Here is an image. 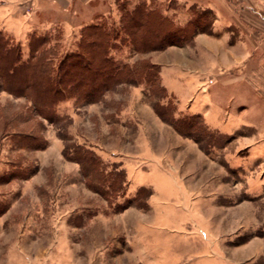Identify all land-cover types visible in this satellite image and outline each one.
I'll use <instances>...</instances> for the list:
<instances>
[{"label": "rangeland", "instance_id": "374dc122", "mask_svg": "<svg viewBox=\"0 0 264 264\" xmlns=\"http://www.w3.org/2000/svg\"><path fill=\"white\" fill-rule=\"evenodd\" d=\"M139 4L175 26L198 19V30L181 45L137 53L120 20ZM94 24L108 32L112 66L127 69L97 78L86 98L80 89L65 93L45 119L0 78V264H264V245L251 240L264 242V204L255 214L245 191L246 179L263 169L264 157L256 160L245 147L257 136L211 129L164 86L160 64L180 61L204 35L210 46L237 47L238 56L219 64L258 46L246 56L245 74L259 65L260 79L219 86L215 105L204 110L264 130V0H0V37L20 48L23 61L30 39H43L54 72L65 55L84 52L85 28ZM149 64L164 92L126 74ZM206 85L195 101L205 99ZM155 102L175 118L198 115L191 135L162 121ZM139 136L155 151L139 166L144 187L130 181L121 158L139 151ZM84 151L98 160L96 170L81 169Z\"/></svg>", "mask_w": 264, "mask_h": 264}, {"label": "trees", "instance_id": "16d2710c", "mask_svg": "<svg viewBox=\"0 0 264 264\" xmlns=\"http://www.w3.org/2000/svg\"><path fill=\"white\" fill-rule=\"evenodd\" d=\"M198 23L199 20L195 19L183 26H175L166 17L141 4L124 12L120 20L121 29L132 41L137 53L161 50L168 45H181L187 35L195 34ZM82 38L87 40L80 44L84 52L65 55L54 72L52 63L47 58L49 51L40 48L43 39H30V58L23 61L20 48L11 46L0 37V78L4 88L14 95L29 99L37 113L46 119L51 118L52 108L65 97V93L73 94L80 89V97L86 98V91H92L97 86V78L102 81L110 75L116 77L120 75V71L127 69L114 68L105 55L104 49L109 35L104 28L98 24L90 25L85 28ZM152 69L154 66L149 64L128 70L126 74L141 75L151 90L164 92V89L156 84V74L151 73ZM78 76L81 77L80 80ZM153 109L162 121L186 137L190 136L191 129H194L190 128L191 120L200 118L198 115L175 118L168 106L156 102ZM78 163L81 169L98 168V160L87 151L81 153Z\"/></svg>", "mask_w": 264, "mask_h": 264}, {"label": "crops", "instance_id": "0c3cea01", "mask_svg": "<svg viewBox=\"0 0 264 264\" xmlns=\"http://www.w3.org/2000/svg\"><path fill=\"white\" fill-rule=\"evenodd\" d=\"M202 37L204 38H194L195 46L191 48L188 47L185 52L181 54L180 61H178V59L173 63H160L163 67L161 69V80L169 91H172L178 96L180 100L179 102L185 109L192 112H200L204 115L205 123L211 129L216 130L217 133L231 135L237 133L241 129H246L250 132V135L257 136L253 137L252 140H250L252 143L247 144L245 147H249V150L254 154V158L260 161L262 160L261 158L264 157V138L258 137L264 135V130L260 124L258 125L256 122H249L242 119L234 120L229 117L217 120L213 115L211 117L213 110L209 112L204 110L205 103L211 102L212 106L215 105L214 99L217 97L216 91L219 86H222L223 88L232 85L239 87L242 80L247 81V79L251 78L260 79L261 71L258 69L259 65L255 67L253 64L254 68L249 69L248 73L252 74L250 77H247V74H245V69L247 71L246 64L250 60L248 59L249 57L247 58L246 56L256 54L257 51H259V47L253 45V47L245 48V50L240 52L242 57H234L230 63L219 64V59L228 60V55H231V53L238 56V53H236L237 47H231L230 45L225 47L210 46L208 44L210 36L204 35ZM222 38H225V36ZM203 40L208 41L206 44H203ZM205 79H207V82H205ZM210 79H212L213 85L208 84ZM203 83L207 84L206 86L208 87L206 95L204 96L205 99L195 101L194 96L201 90ZM137 143L139 151L136 153L123 154L121 158L125 159V162H122V165L126 168L130 181L135 185L144 187L145 183L140 180V176H143L145 173L143 172L144 169L142 167L141 170H139V166L142 165L143 162L148 163L152 161V156L155 151L150 147L146 138L143 136H139ZM188 146L192 147L191 144H188ZM246 163L249 164L250 162ZM259 165L260 167H263L260 173L258 169L254 170V173L245 181V191L253 197L249 198V203L252 199L253 203L251 202L250 205H253L255 214L259 211L262 204H264V162H259ZM259 165L257 164V167ZM224 194L230 195L225 192ZM257 213L260 214L261 212L259 211ZM257 229L258 225L255 224L254 230ZM251 240L255 243V248H260L264 245L261 238ZM153 264L158 263L154 262Z\"/></svg>", "mask_w": 264, "mask_h": 264}]
</instances>
